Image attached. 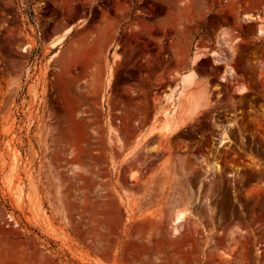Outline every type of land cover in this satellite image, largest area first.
I'll use <instances>...</instances> for the list:
<instances>
[{"label": "rangeland", "instance_id": "1", "mask_svg": "<svg viewBox=\"0 0 264 264\" xmlns=\"http://www.w3.org/2000/svg\"><path fill=\"white\" fill-rule=\"evenodd\" d=\"M0 264H264V0H0Z\"/></svg>", "mask_w": 264, "mask_h": 264}, {"label": "bare ground", "instance_id": "2", "mask_svg": "<svg viewBox=\"0 0 264 264\" xmlns=\"http://www.w3.org/2000/svg\"><path fill=\"white\" fill-rule=\"evenodd\" d=\"M71 29H72V27L70 26V27H68V28H66L64 31H63V33H62V35L59 37V38H57V39H55V40H53L51 43H52V45H54V46H56V45H58L65 37H66V35L71 31ZM185 79L184 80H186L187 79V84L188 85H190L188 82V80H191V78H192V73H187V74H185V77H184ZM190 83H191V81H190ZM196 95H194L193 97H195ZM197 97V96H196ZM195 97V98H196ZM200 97V96H199ZM198 97V98H199ZM193 103H197L196 102V100H195V102H194V100H192V104ZM195 105V104H194ZM167 119V118H166ZM170 121L168 120L167 122H165V125H164V128L166 129V130H168L169 128H170ZM163 127V126H162ZM163 128V129H164ZM182 219V215L180 214H178V216L176 217V219H175V221H176V223L178 222V221H180Z\"/></svg>", "mask_w": 264, "mask_h": 264}]
</instances>
